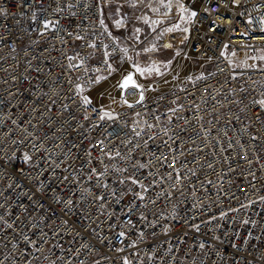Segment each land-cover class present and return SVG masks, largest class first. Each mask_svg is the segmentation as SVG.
<instances>
[{
	"label": "built area",
	"instance_id": "1",
	"mask_svg": "<svg viewBox=\"0 0 264 264\" xmlns=\"http://www.w3.org/2000/svg\"><path fill=\"white\" fill-rule=\"evenodd\" d=\"M172 4L0 0V264H264V0ZM147 29L197 63L94 104Z\"/></svg>",
	"mask_w": 264,
	"mask_h": 264
},
{
	"label": "rangeland",
	"instance_id": "2",
	"mask_svg": "<svg viewBox=\"0 0 264 264\" xmlns=\"http://www.w3.org/2000/svg\"><path fill=\"white\" fill-rule=\"evenodd\" d=\"M200 4V2H197L195 7H199ZM106 9L109 12L112 11L111 7H107ZM136 26H139L138 23L134 20H130L127 22V28L122 31L131 32ZM137 42L138 46L136 47V51H138V53L134 54V56L130 58V63H126L120 73H117L113 77L104 80L99 85H97L98 87L96 86L89 91L94 104H106L113 99V96H115V98L118 97V95H120L118 92L119 89L117 87L119 80L121 79L122 75H125L130 70L135 72V79L140 85L148 88L149 90L151 87L155 88L153 92L148 91V95H152L170 89L176 84L173 79L174 74L180 73V76L184 77L186 72L193 68V63H197L196 61L193 62L184 58L182 46L172 45L171 48H165L164 45L169 44V42L166 41L165 37L161 35L158 30L153 34H148L147 29L146 33L144 32L140 35ZM153 46L156 48L155 51L146 50V48H152ZM177 53H179V55H177ZM200 62L201 64L203 63V61ZM153 63L160 67V74L152 73L151 75L145 74L141 76L135 71L134 66L137 64L142 68H146L150 67ZM165 65L167 66L165 67ZM130 89H128L127 92ZM135 99L136 98H134V100ZM113 106H117L116 102L113 103Z\"/></svg>",
	"mask_w": 264,
	"mask_h": 264
},
{
	"label": "snow or ice",
	"instance_id": "3",
	"mask_svg": "<svg viewBox=\"0 0 264 264\" xmlns=\"http://www.w3.org/2000/svg\"><path fill=\"white\" fill-rule=\"evenodd\" d=\"M140 2H143V0H140ZM130 3H131V6H132V7H136V6H137V0H130ZM159 3H160L165 9H167V10H171V8H172V6H173V4H172V0H168L167 3H165V0H159ZM149 7H151V5H149ZM179 7H180V9H181V13H182L181 19L183 20V19H184V15H183V14H184V13H187V9L184 8L183 5H180ZM152 11L158 13V12H159V9H158V8H152ZM164 14L167 15V12H165ZM195 15H196L195 12H191V13H189V14H188V19H189V21H190L191 17H194ZM142 19H143V22H144L145 24H149V25L153 28V30H155L156 25L162 23V21H159V20H150L147 16L142 17ZM50 23H51L50 21L45 22L44 27H45V28H48L49 25H50ZM101 23L103 24L102 21H101ZM116 23H117V26L119 27V26H123L124 21H123V20H119V21H117ZM175 29H180V25H179V24L175 25ZM173 30H174L173 28H168V29H166L167 32H172ZM136 31L139 32L140 29H136ZM182 31L187 32L188 29H187V28H184V29H182ZM76 39H77V40H79V39H83V37H81V36H76ZM89 47H91V48L94 49V48L96 47V45L93 43V44H90ZM164 47H165V48H171L172 45H171V44H165ZM155 50H156L155 46H153L152 48L147 49V51H155ZM123 51H124L125 53H127V49H123ZM105 55L107 56V55H109V53L106 52ZM177 55H179V53H177ZM233 55H235V53H233ZM68 59H69V60H72L73 57H69ZM129 59H130V58H129ZM261 59H264V57H262ZM105 62H107V61H105ZM166 66H167V65H165V67H166ZM70 67H72V65H70ZM77 67H84V62L81 61L80 64L77 65ZM109 67H111V66L109 65ZM134 67H135V71H136L137 73H139L141 76H143V75H145V74L151 75L152 73L160 74V67L157 66L155 63H153L150 67H146V68H142V67H140L138 64L135 65ZM113 70H114V69H113ZM85 71L87 72V69H85ZM96 79H97V81H98L99 79H101V77H97ZM129 86H131L133 89H139V90H140V96H141V102H142V100H143V89L140 88V86H139L138 84H136V82H135V80L133 79V76H132L131 74L128 75L127 77H125V79L123 80V82L120 84V87H121L122 89H127ZM77 90H78V93L82 94V93L84 92V87L81 86V85H77ZM82 102H83L84 105H88V104L91 103V100L89 99L88 96H82ZM254 102H255V103H258V104L260 105L261 108H264V99H261V100H259L258 102H256V101H254ZM125 103H127V101H125ZM131 106H132V105H129V107H131ZM105 117H107L108 119H113L111 113H108V112H105L104 115L100 117V119L103 120V119H105ZM149 127H151V125H149ZM170 139H172V138L170 137ZM100 143L103 144L104 141L101 140ZM102 151H103V149H102ZM172 151H175V150L173 149ZM117 155H119V153H117ZM26 158H28V157H26ZM169 166H171V164H170ZM141 167H144V165H141ZM106 170H107V169H106ZM177 175H179V174L177 173ZM64 179H67V177H64ZM133 183H137V181L134 180ZM141 186L143 187V185H141ZM105 187H107V185H105ZM145 190H146V189H145ZM97 199H98V200H103L104 197H103V196H99V197H97ZM140 199H144V197H143V196H140ZM67 203H68V204H71L72 201L69 200V201H67ZM141 218L143 219L144 217H141ZM130 223H131V221H130ZM133 226H134V225H133ZM119 235H120L121 237H123V236H125V233H124V232H120ZM141 235H142V234H141ZM201 247H203V245H201ZM118 251H121V249H118ZM124 264H130V262L128 261L127 258H125V260H124Z\"/></svg>",
	"mask_w": 264,
	"mask_h": 264
},
{
	"label": "water",
	"instance_id": "4",
	"mask_svg": "<svg viewBox=\"0 0 264 264\" xmlns=\"http://www.w3.org/2000/svg\"><path fill=\"white\" fill-rule=\"evenodd\" d=\"M132 75L133 76V79L135 80V82H136V84H138L139 86H140V88H142V86L136 81V79H135V73H134V71H128L121 79H120V81H119V83H118V85H117V87H118V89L120 90V95L121 96H124V94H125V92L129 89V88H132L131 86H129L127 89H122L121 87H120V84L123 82V80L125 79V77H127L128 75ZM138 92H139V96H138V98H137V100H136V102H139V101H141V96H140V90L139 89H136ZM128 103H130V102H128Z\"/></svg>",
	"mask_w": 264,
	"mask_h": 264
},
{
	"label": "trees",
	"instance_id": "5",
	"mask_svg": "<svg viewBox=\"0 0 264 264\" xmlns=\"http://www.w3.org/2000/svg\"><path fill=\"white\" fill-rule=\"evenodd\" d=\"M188 71H189V70H188ZM188 71H187V72H188ZM187 72H186V74H187ZM118 92L120 93V90H119Z\"/></svg>",
	"mask_w": 264,
	"mask_h": 264
},
{
	"label": "bare ground",
	"instance_id": "6",
	"mask_svg": "<svg viewBox=\"0 0 264 264\" xmlns=\"http://www.w3.org/2000/svg\"><path fill=\"white\" fill-rule=\"evenodd\" d=\"M98 87V86H97ZM97 90V89H96ZM94 91V90H93ZM96 92V91H95ZM91 93V92H90ZM93 94V93H92Z\"/></svg>",
	"mask_w": 264,
	"mask_h": 264
}]
</instances>
